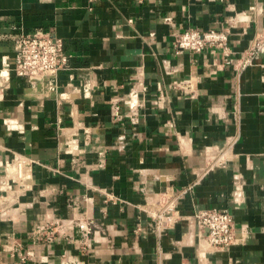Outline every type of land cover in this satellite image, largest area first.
Instances as JSON below:
<instances>
[{"label":"crops","instance_id":"1","mask_svg":"<svg viewBox=\"0 0 264 264\" xmlns=\"http://www.w3.org/2000/svg\"><path fill=\"white\" fill-rule=\"evenodd\" d=\"M186 29L226 41L178 52ZM42 33L67 68L16 76L14 40ZM20 156L0 264H264V0H0V177ZM162 197L180 219L158 233ZM205 209L236 244L207 246Z\"/></svg>","mask_w":264,"mask_h":264},{"label":"built area","instance_id":"2","mask_svg":"<svg viewBox=\"0 0 264 264\" xmlns=\"http://www.w3.org/2000/svg\"><path fill=\"white\" fill-rule=\"evenodd\" d=\"M225 41L224 31L186 29L175 36L173 45L178 52L188 51L199 54L204 49L209 48L213 53L215 49L223 46ZM258 50L261 51V48L258 47ZM13 52L14 74L28 79L55 77L58 72L67 68L70 58L64 54L61 40L48 33L20 34L14 40ZM30 170L31 160L22 156L14 157L5 169V177H0V192H3L6 196L9 194H11L10 196L20 195L22 191L13 189V184L16 188L21 185L20 188L25 189L24 186H27L26 184L30 180ZM166 201L165 203L164 197L161 198V201L158 199L159 207L152 215L158 233L171 229L180 219L176 210V198H166ZM9 215L8 211L0 209V217ZM189 220L203 234L205 243L211 249H226L238 242L234 234L233 219L226 211L217 209L200 210L189 217ZM84 233V235L87 234L86 231Z\"/></svg>","mask_w":264,"mask_h":264}]
</instances>
